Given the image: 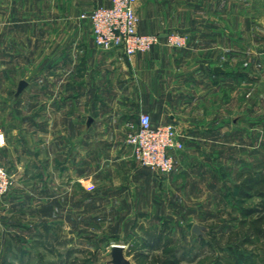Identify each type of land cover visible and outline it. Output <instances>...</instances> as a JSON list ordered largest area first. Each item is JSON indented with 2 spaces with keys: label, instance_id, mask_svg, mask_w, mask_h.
<instances>
[{
  "label": "crops",
  "instance_id": "obj_1",
  "mask_svg": "<svg viewBox=\"0 0 264 264\" xmlns=\"http://www.w3.org/2000/svg\"><path fill=\"white\" fill-rule=\"evenodd\" d=\"M247 1L136 0L139 32L176 31L187 42L128 56L97 46L80 17L110 0H0V59L30 72L10 109L0 105V164L26 150L15 132L27 122L43 223L71 229L86 216L161 215L176 207L174 192L213 191L234 168L264 158V34ZM141 112L152 125L172 123L185 144L171 150L170 173L140 165L125 142Z\"/></svg>",
  "mask_w": 264,
  "mask_h": 264
},
{
  "label": "rangeland",
  "instance_id": "obj_2",
  "mask_svg": "<svg viewBox=\"0 0 264 264\" xmlns=\"http://www.w3.org/2000/svg\"><path fill=\"white\" fill-rule=\"evenodd\" d=\"M247 5L248 19L264 34V0H248ZM26 68L0 59V75L9 77L0 80V105L7 102L10 109L19 79L30 78ZM25 124L20 125L24 132L17 127L15 133L26 150L12 165L0 164L14 177L13 185L0 196V264H112L114 243L123 245L131 264H264V235L256 232L264 230V213L240 211L254 207L260 197L235 194V185L242 184L247 172L239 174L236 168L213 191L174 192L176 207H163L161 215L134 216L132 210L131 216L121 214L113 223H96L86 216L71 229L43 223L48 209L33 203L31 127L28 131ZM244 163L242 169L254 172L263 169L264 158ZM157 236L158 244L149 245Z\"/></svg>",
  "mask_w": 264,
  "mask_h": 264
},
{
  "label": "built area",
  "instance_id": "obj_3",
  "mask_svg": "<svg viewBox=\"0 0 264 264\" xmlns=\"http://www.w3.org/2000/svg\"><path fill=\"white\" fill-rule=\"evenodd\" d=\"M136 0H110L109 5L97 6L90 13H82L91 23L95 44L103 49H121L124 54L148 50L164 40L173 47L186 45V36L170 31L143 33L137 30L138 17L134 10ZM126 144L134 159L159 173H170L174 168L173 149H183L185 144L172 123L152 125L150 115L141 112L126 124ZM14 177L0 165V196L13 185Z\"/></svg>",
  "mask_w": 264,
  "mask_h": 264
},
{
  "label": "trees",
  "instance_id": "obj_4",
  "mask_svg": "<svg viewBox=\"0 0 264 264\" xmlns=\"http://www.w3.org/2000/svg\"><path fill=\"white\" fill-rule=\"evenodd\" d=\"M241 174V173H239ZM238 174V175H239ZM237 188L235 190V194L244 198L249 196L250 194H254L260 197V201L252 208L243 207L240 211L245 214L250 212H261L264 213V167L261 170L250 172L247 170V172L243 175L242 184H236ZM229 194V193H226ZM256 232H261L262 235H264V230L256 229ZM159 237H155V241L152 242L151 246H154L158 244ZM1 260V259H0ZM3 262V259L0 261V263Z\"/></svg>",
  "mask_w": 264,
  "mask_h": 264
},
{
  "label": "water",
  "instance_id": "obj_5",
  "mask_svg": "<svg viewBox=\"0 0 264 264\" xmlns=\"http://www.w3.org/2000/svg\"><path fill=\"white\" fill-rule=\"evenodd\" d=\"M214 70H221L220 67H214ZM26 85L25 80H20L18 83L17 90L20 91ZM110 262L112 264H131L130 261L125 257L123 252V245L114 243L110 249Z\"/></svg>",
  "mask_w": 264,
  "mask_h": 264
}]
</instances>
